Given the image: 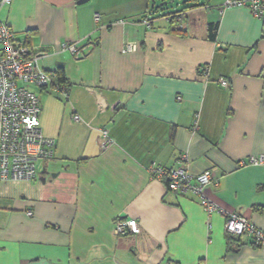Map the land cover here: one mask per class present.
<instances>
[{
	"label": "crops",
	"instance_id": "obj_1",
	"mask_svg": "<svg viewBox=\"0 0 264 264\" xmlns=\"http://www.w3.org/2000/svg\"><path fill=\"white\" fill-rule=\"evenodd\" d=\"M76 1L0 8L38 67L62 69L67 82V97L29 87L54 155L32 179L0 185V264H264V246L227 237L220 214L148 173L185 155L187 172L217 180L207 198L264 229V162L237 165L264 153V25L245 7L219 12L224 0H190L180 33L162 16L140 22L151 0ZM125 42L136 50L122 53ZM123 219L139 233L115 234Z\"/></svg>",
	"mask_w": 264,
	"mask_h": 264
},
{
	"label": "built area",
	"instance_id": "obj_2",
	"mask_svg": "<svg viewBox=\"0 0 264 264\" xmlns=\"http://www.w3.org/2000/svg\"><path fill=\"white\" fill-rule=\"evenodd\" d=\"M11 0H0V8ZM227 7H245L250 14L264 25V0H224L219 6V12ZM153 14L148 13L141 19L145 26L150 25ZM99 16L94 15L97 21ZM182 17L178 15L180 22ZM167 20V19H166ZM61 50H66L74 57L78 50L68 43H62ZM136 50L135 42H125L122 53ZM38 53L29 45L18 41L8 24L0 18V185L4 182L27 181L35 176V164L39 160L51 159L54 155L55 140L45 137L39 126V99L29 87L38 89L51 87L56 93L67 97V88L54 81V75L43 71L37 65ZM203 74L208 73V66L200 67ZM217 83L226 88L228 81L219 77ZM179 100V97L177 98ZM101 147L110 144L106 130L102 131ZM185 155L177 158L171 167L162 168L152 164L148 173L162 183L167 190L183 194L190 192L199 199V205L209 216L218 213L223 217V231L235 238L247 239L255 246H264V229L256 228L245 217L227 212L219 208L203 194L208 186H217L209 169H204L197 175H192L182 166ZM264 162V153L250 156L237 163L239 167L245 165H259ZM30 215V212H27ZM115 234L136 235L140 229L135 219L116 220Z\"/></svg>",
	"mask_w": 264,
	"mask_h": 264
},
{
	"label": "trees",
	"instance_id": "obj_3",
	"mask_svg": "<svg viewBox=\"0 0 264 264\" xmlns=\"http://www.w3.org/2000/svg\"><path fill=\"white\" fill-rule=\"evenodd\" d=\"M159 7V6H158ZM184 10L185 8H181L180 10H177V11H172L170 13H167L165 15H163L162 17L166 18L167 21H169L170 23V26L172 27V30L173 32H176V33H180L181 31L179 29H177V25L179 24L178 22V15H180L183 19V15H184ZM155 12L156 10L151 9V12H148V13H152L153 15H155ZM146 13V14H148ZM181 19V21H182ZM216 28H217V24H210L208 25V38L210 40H214V35H215V32H216ZM25 44H27L25 42ZM54 77H55V82L60 84V85H63L67 88V82H66V78L64 77V74H63V70L58 68L55 72H54ZM227 237H231L232 236H228L226 235Z\"/></svg>",
	"mask_w": 264,
	"mask_h": 264
},
{
	"label": "rangeland",
	"instance_id": "obj_4",
	"mask_svg": "<svg viewBox=\"0 0 264 264\" xmlns=\"http://www.w3.org/2000/svg\"><path fill=\"white\" fill-rule=\"evenodd\" d=\"M190 0H151V7L156 10L155 15L161 17L172 11L180 10ZM160 3H163L158 7Z\"/></svg>",
	"mask_w": 264,
	"mask_h": 264
},
{
	"label": "water",
	"instance_id": "obj_5",
	"mask_svg": "<svg viewBox=\"0 0 264 264\" xmlns=\"http://www.w3.org/2000/svg\"><path fill=\"white\" fill-rule=\"evenodd\" d=\"M87 0H78L76 1V4H82L84 2H86ZM163 3H160L158 6H161Z\"/></svg>",
	"mask_w": 264,
	"mask_h": 264
}]
</instances>
